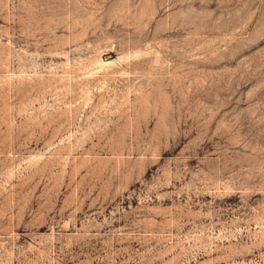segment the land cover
<instances>
[{
	"label": "rangeland",
	"instance_id": "1",
	"mask_svg": "<svg viewBox=\"0 0 264 264\" xmlns=\"http://www.w3.org/2000/svg\"><path fill=\"white\" fill-rule=\"evenodd\" d=\"M0 264H264V0H0Z\"/></svg>",
	"mask_w": 264,
	"mask_h": 264
}]
</instances>
